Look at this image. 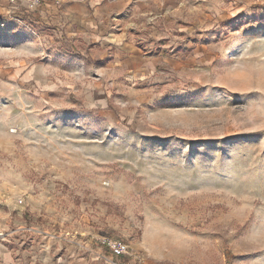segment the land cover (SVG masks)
<instances>
[{"label": "rangeland", "instance_id": "374dc122", "mask_svg": "<svg viewBox=\"0 0 264 264\" xmlns=\"http://www.w3.org/2000/svg\"><path fill=\"white\" fill-rule=\"evenodd\" d=\"M0 249L264 264V0H0Z\"/></svg>", "mask_w": 264, "mask_h": 264}, {"label": "built area", "instance_id": "2783aa9c", "mask_svg": "<svg viewBox=\"0 0 264 264\" xmlns=\"http://www.w3.org/2000/svg\"><path fill=\"white\" fill-rule=\"evenodd\" d=\"M10 5L13 7L19 8L22 6L34 9L38 8L50 1H53L55 4H59L61 0H7ZM101 244L105 248L109 249L113 257L119 258L126 254L124 246L118 241L112 240H102Z\"/></svg>", "mask_w": 264, "mask_h": 264}, {"label": "crops", "instance_id": "0c3cea01", "mask_svg": "<svg viewBox=\"0 0 264 264\" xmlns=\"http://www.w3.org/2000/svg\"><path fill=\"white\" fill-rule=\"evenodd\" d=\"M0 264H15V262L11 256V254L0 249ZM74 264H89V262L85 263V262L79 260V261L75 262Z\"/></svg>", "mask_w": 264, "mask_h": 264}]
</instances>
